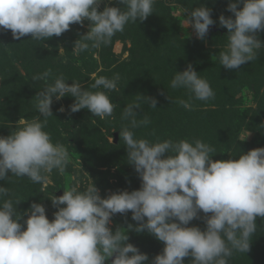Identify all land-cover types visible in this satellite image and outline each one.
<instances>
[{
	"label": "clouds",
	"instance_id": "obj_1",
	"mask_svg": "<svg viewBox=\"0 0 264 264\" xmlns=\"http://www.w3.org/2000/svg\"><path fill=\"white\" fill-rule=\"evenodd\" d=\"M104 3L0 0V29L10 30L17 41L25 36L45 41L61 36L70 25L83 26L88 21L89 31L73 46L72 52L79 54L90 46L110 44L129 22L145 21L153 13L155 0H107V4L123 7L105 6L99 11ZM226 10L234 18L219 16V26L228 33L218 59L225 69H239L257 59L258 51L264 48L256 35L264 31V0H229ZM211 15L212 10L205 6L187 13L185 23L197 39L203 40L215 23ZM51 75L48 69L33 77L45 82L34 97L40 115L31 120L21 118L8 136H0V181L10 172L12 177L47 184L53 170L64 172L68 150L63 144L53 143L44 130L47 118L53 116L54 99L74 98L69 106L72 113L87 109L103 119L114 112L116 105L104 90L117 88L118 75L111 79L100 76L90 89L74 80L69 84L62 74L48 83ZM170 87L186 89L190 100L208 101L215 96L209 82L191 64L175 72ZM135 97L137 102L122 113L129 126L121 129L119 140L125 145L128 164L141 181L139 189L111 192L102 198L93 182L84 190L70 187L50 199L57 209L50 221L41 203L34 202L25 212H17L20 202L13 201L8 188L0 186V264H106L110 258L111 264H184L186 257L191 258L190 264H229L234 252L249 251L256 220L264 219V147L214 161L216 149L200 139L151 142L136 138L132 129L151 123L147 116L137 119L139 101L150 108H156L157 101ZM177 102L191 108L185 100ZM128 212L136 226L128 224L113 231L112 217ZM195 219L203 220L204 230L189 226ZM130 231H146L163 243L162 252L149 261L147 254L128 242Z\"/></svg>",
	"mask_w": 264,
	"mask_h": 264
},
{
	"label": "rangeland",
	"instance_id": "obj_2",
	"mask_svg": "<svg viewBox=\"0 0 264 264\" xmlns=\"http://www.w3.org/2000/svg\"><path fill=\"white\" fill-rule=\"evenodd\" d=\"M232 2H235V0H232ZM213 3L209 4V9L212 10L211 18L214 21H219L221 14L226 18H234L233 14L226 10L229 0H215ZM116 4H107V0H105V3L101 4L98 10L103 11L105 6L113 7ZM153 6H158L157 9H153V14H158L159 17L170 14L178 22L179 29L177 36L181 40L190 42L191 44L187 49L188 64H191L201 77L204 76L206 78L215 93L213 99L208 101L199 100V102L208 103L212 101L213 103L214 101H220L221 105L228 110L230 116L243 119V123L240 125L242 127H239L237 132V142H249L253 135L260 134L258 132L260 125L254 123V121L256 119L262 120L257 111L264 99V72H262L264 70L261 68L260 71V67L254 66L252 62L246 63L239 69H233L232 71L225 69L219 63L218 54L224 50L227 44V29L212 25L205 38L199 40L194 30L185 23L186 15L191 10L187 11L176 0H155ZM130 23L126 25V28L129 27ZM153 24L155 26L154 33L150 36V39L156 43L159 33L157 32L156 22L153 21ZM168 28H172L170 22ZM88 31V21H84L83 26L79 24L70 25V29L66 31L65 36L71 44L68 46L64 44L58 45L56 49L57 62L61 66H69L72 70L80 72V75L84 76V80L80 83L88 89L95 82V79L100 76L111 79L118 75L119 80L117 81V88L115 90L99 89L107 92L111 102L116 107L111 117L101 119L100 117L92 116L87 109L72 113L69 106L74 102V98L69 100L61 99L59 101L53 100L51 106L53 116L47 118V125L44 130L50 134L53 143L63 144L67 148L69 161L63 173L53 170L48 174L47 184L33 183L28 178L12 177L10 172L7 173L6 179L0 181V186L8 188L9 195L13 201L20 202V204L16 205V210L19 213L28 210L34 202L41 203L45 207L46 215L51 221L53 213L57 209L52 206L50 199L53 195H62L64 190L73 186H78L79 190H84L93 182L102 198H105L111 192L122 190L131 192L138 190L140 187L141 181L138 174L128 164L125 145L122 140H119L121 129L129 126V120L122 118V113L129 104L137 102L136 95L153 97V91L149 92L147 85L151 83L161 85L165 78L163 72H160V74L156 72L154 59L150 56L151 48H149L148 54L144 59L140 53L138 54L139 61L134 64L136 67L125 68L121 66V64L129 62L131 59L132 43L127 36L124 40L114 41L111 47L109 61L113 60L115 63H108V58H106L105 62L100 59L101 47L93 48L90 46L87 51L75 54L72 52L75 41ZM7 32L9 33L10 30ZM1 34L3 35V32L0 33V42L6 49ZM256 35L258 39H263L264 31H260ZM169 37L172 38V30L171 34L169 33ZM89 43L91 44V42ZM125 71H127L125 73L127 75H130L131 71H135L136 74L131 76V78L125 79L124 77L122 78ZM70 74L72 79L75 78L72 76V72ZM226 74L229 75L230 79H225L228 80L225 84L220 83V77ZM248 77L250 80L246 82L245 86L243 83H245L244 81ZM254 77L257 80L256 83L252 82ZM77 78L80 77L77 76ZM213 78H215V82ZM73 80L76 81V79ZM145 84L146 86H144ZM216 84L220 86L216 87ZM27 85L29 89L28 96H26V93L25 95L21 94L19 95L20 98L16 100L12 97L10 103L9 101L5 103V99H2L0 94V136H8L18 126L21 116L24 119L31 120L40 115L35 107L34 97L43 90L44 85L29 82H27ZM27 90H23V92ZM91 90L96 91L98 89ZM25 97H29V100L27 101ZM20 101L23 103L17 107L18 104L16 103ZM142 102L139 101L140 106ZM61 107L64 108L63 112L58 111ZM11 110L13 114L10 116L3 114V112L6 111L5 113H7ZM135 111L137 112L138 120L144 116L139 109H135ZM252 123L254 124L252 125ZM149 125L132 129L136 138H144L143 135H145V131L149 130V128L147 129ZM250 126L253 127V130ZM247 127L253 131L252 134L247 130ZM227 155L221 154L219 158L214 157L213 160H227ZM131 215V212L123 215H114L110 224L112 230L115 231L120 227L127 228L128 224L136 226L137 222L132 221ZM127 235L129 236L128 242L139 248L142 253L147 254L149 261L162 252L163 243L156 240L146 231L139 234L130 231ZM111 259L106 264H111Z\"/></svg>",
	"mask_w": 264,
	"mask_h": 264
},
{
	"label": "trees",
	"instance_id": "obj_3",
	"mask_svg": "<svg viewBox=\"0 0 264 264\" xmlns=\"http://www.w3.org/2000/svg\"><path fill=\"white\" fill-rule=\"evenodd\" d=\"M176 1L181 7L188 11L200 6L209 8L211 4H214L213 2L215 0ZM113 7L123 6L117 3ZM153 7V9H157L158 6ZM153 21L156 22L157 32L159 33L156 43L154 40L150 39V36L154 33L155 27ZM169 22L172 26L170 29L168 28ZM213 25L218 27L219 21H215ZM178 29V22L175 21L170 14L159 17L158 14L152 13V15L143 22L137 21V23H130L128 28L125 26L123 32L116 33L110 44L106 45V47L105 45L101 46V52L99 54L100 59L105 62L106 58H108V63H115L113 60L109 61V57H111V47L114 41L124 40L127 36L132 43L131 59L129 62L121 64V66L125 68L134 66V64L139 61L138 54L140 53L144 59L148 54L149 48H151L152 51L150 56L154 59L156 72L159 74L163 72L165 79H163L164 81L161 85L153 83L147 85L149 92L153 91L154 94L151 98H155L157 101L156 108H150L146 103L143 104L142 102L139 109L144 116L150 117L149 119L151 121L150 125L147 127L149 130L145 131V135H143L144 139H148L151 142L163 141L165 139H172L174 141L180 139H188L190 141L194 138L200 139L216 149L212 159H214V157L219 158L221 154L224 156L228 154L226 158L229 159V154L239 155V153H247L250 150L264 147V99L257 111L262 117V120L256 119L257 122L256 120L254 121V123L260 125V129L258 130L260 134L253 135L249 142L241 143L240 141L237 142L236 138L239 127H242L240 125L243 123V119L230 116V113L221 105L220 101L200 103L199 100H190V93H188L186 89H172L170 87V80H172L174 73L187 68V49L191 46L190 42L183 41L177 36ZM171 30L172 38L169 37ZM7 31L8 30L0 29V33L3 32L1 36L6 46L5 49L0 42V94L1 98L5 99V103H7V101L10 103L12 97H14L15 100L20 98L19 95L21 94L25 95L26 93V96H28L29 89L27 88V82L44 85L45 82L43 80H33V77L37 74H42L48 69L52 71L48 83H52L54 78L61 74L68 80L69 84H71L73 79H76L78 82L84 80V76L80 75V72L72 70L69 66H61L57 62L58 56L56 49L58 45L64 44L68 46L71 44L65 36L66 32L59 37L53 36L51 39L45 41L30 40V36H25L17 41L12 38L11 31L9 33ZM260 40L264 42V38H260ZM252 64L256 67H260V71L261 68L264 70L263 48L258 51L257 59H255V63L253 60ZM70 72H72V76L75 78L72 79ZM126 72L127 71H125L124 74ZM124 74L122 78L124 77L127 79L134 76L136 72L131 71L130 75ZM77 76L80 78H77ZM202 78L206 79L204 76ZM220 79L219 82L225 84L228 82V80L225 79H230V77L226 74L221 76ZM213 80L215 82V78H213ZM249 80V77L246 78L243 84L246 86V82ZM256 81L254 77L252 82L256 83ZM144 86H146V84ZM219 86V84H216V87ZM23 90L27 91L23 92ZM25 98L27 101L29 100V97ZM63 99L69 100L72 99V97L66 96ZM178 100L189 102L191 108L185 109L177 102ZM22 103L21 101L16 103L18 104L17 107L22 105ZM5 112H3L5 116L13 114L12 110L7 113ZM21 118L23 117L21 116ZM254 123H252V125ZM248 128L249 127H247V130L252 134L253 127L250 126L252 130ZM233 158H238V156ZM200 216L203 217L204 214L201 212ZM256 224V232L249 241V251L246 253L234 252L229 259V264H264V219L257 218ZM189 226H197L201 230L205 228L202 219L193 220ZM190 260V257H186L184 263L190 264Z\"/></svg>",
	"mask_w": 264,
	"mask_h": 264
}]
</instances>
